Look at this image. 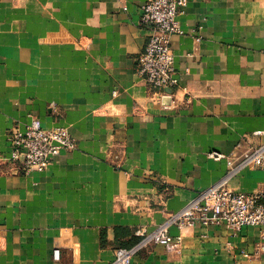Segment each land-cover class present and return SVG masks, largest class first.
Instances as JSON below:
<instances>
[{
  "label": "crops",
  "instance_id": "0c3cea01",
  "mask_svg": "<svg viewBox=\"0 0 264 264\" xmlns=\"http://www.w3.org/2000/svg\"><path fill=\"white\" fill-rule=\"evenodd\" d=\"M144 2L0 0V264L111 261L264 142V0H187L170 38L178 83L161 99L137 74ZM31 117L76 149L25 175L3 159L7 130ZM225 186L264 191V170ZM168 231L169 247L130 264H264L259 227Z\"/></svg>",
  "mask_w": 264,
  "mask_h": 264
},
{
  "label": "built area",
  "instance_id": "2783aa9c",
  "mask_svg": "<svg viewBox=\"0 0 264 264\" xmlns=\"http://www.w3.org/2000/svg\"><path fill=\"white\" fill-rule=\"evenodd\" d=\"M186 4L187 0H145L141 6L140 23L150 29V35L138 56L137 74L158 99L167 96L166 91L178 83L170 38L179 32L177 17ZM7 138L10 152L3 161L11 166V170L25 175L46 170L55 157L76 149V140L66 128H45L35 117H31L23 130L12 125L7 130ZM208 155L214 159L223 158L216 152ZM249 164L264 170V142L243 154L239 163L231 167L219 182L199 191L183 208L172 213L164 224L149 234L139 231L141 240L137 245L117 248L114 258L102 264H130L132 258L150 244L169 247L174 241L168 231L170 225L179 230L198 223L204 226L224 225L233 232L254 226L259 227L264 236V191L234 192L225 186L228 178ZM54 256H57V251H54Z\"/></svg>",
  "mask_w": 264,
  "mask_h": 264
},
{
  "label": "bare ground",
  "instance_id": "6f19581e",
  "mask_svg": "<svg viewBox=\"0 0 264 264\" xmlns=\"http://www.w3.org/2000/svg\"><path fill=\"white\" fill-rule=\"evenodd\" d=\"M165 99H167V98H165ZM169 102V101H168Z\"/></svg>",
  "mask_w": 264,
  "mask_h": 264
}]
</instances>
